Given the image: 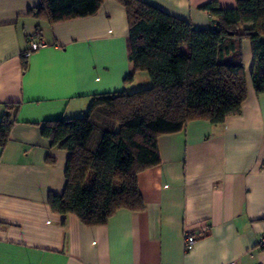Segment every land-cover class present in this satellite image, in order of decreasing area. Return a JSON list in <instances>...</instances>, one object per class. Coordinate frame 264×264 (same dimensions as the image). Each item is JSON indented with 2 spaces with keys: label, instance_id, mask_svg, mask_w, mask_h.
I'll list each match as a JSON object with an SVG mask.
<instances>
[{
  "label": "crops",
  "instance_id": "1",
  "mask_svg": "<svg viewBox=\"0 0 264 264\" xmlns=\"http://www.w3.org/2000/svg\"><path fill=\"white\" fill-rule=\"evenodd\" d=\"M140 1L200 29L212 25L203 5L236 2ZM38 4L0 0V120L14 119L0 146V264H264V92L251 83L249 42L240 112L158 135L159 163L137 174L144 208L119 209L105 224L87 226L48 205V195L63 190L68 152L42 134L43 123L84 114L95 94L151 81L134 71L127 13L117 0L55 23L38 14ZM31 37L45 45L23 57ZM200 226L207 230L185 251V231Z\"/></svg>",
  "mask_w": 264,
  "mask_h": 264
},
{
  "label": "trees",
  "instance_id": "2",
  "mask_svg": "<svg viewBox=\"0 0 264 264\" xmlns=\"http://www.w3.org/2000/svg\"><path fill=\"white\" fill-rule=\"evenodd\" d=\"M103 0H39L50 23L93 15ZM126 10L130 60L148 87L92 96L87 111L43 123L42 134L68 152L64 187L48 205L74 214L87 226L103 225L119 209L144 208L137 174L159 163L156 138L194 119L222 123L246 99L243 43L250 44L251 83L264 92V0H235L233 8L211 1L201 8L209 29L140 0H117ZM25 67V59L22 62ZM133 73L126 76L130 81ZM13 118L0 120V146Z\"/></svg>",
  "mask_w": 264,
  "mask_h": 264
},
{
  "label": "built area",
  "instance_id": "3",
  "mask_svg": "<svg viewBox=\"0 0 264 264\" xmlns=\"http://www.w3.org/2000/svg\"><path fill=\"white\" fill-rule=\"evenodd\" d=\"M28 45L29 46L27 50L22 53L23 57H28L32 52L43 47L45 43L43 40L37 37H31ZM206 230H207L206 226H200L198 228H192V229L186 230L184 233V238H183L184 250L185 251L191 250L196 241L197 236L205 232ZM259 246L264 247V237L259 240ZM225 264H236V263L234 261H230Z\"/></svg>",
  "mask_w": 264,
  "mask_h": 264
}]
</instances>
